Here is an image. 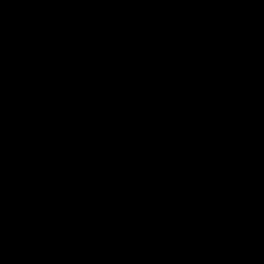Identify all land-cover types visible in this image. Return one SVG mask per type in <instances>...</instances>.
<instances>
[{"label":"water","instance_id":"obj_1","mask_svg":"<svg viewBox=\"0 0 264 264\" xmlns=\"http://www.w3.org/2000/svg\"><path fill=\"white\" fill-rule=\"evenodd\" d=\"M0 264H264V0H0Z\"/></svg>","mask_w":264,"mask_h":264}]
</instances>
